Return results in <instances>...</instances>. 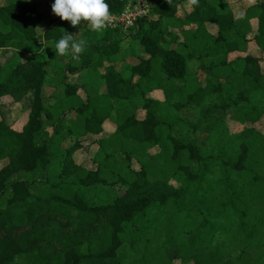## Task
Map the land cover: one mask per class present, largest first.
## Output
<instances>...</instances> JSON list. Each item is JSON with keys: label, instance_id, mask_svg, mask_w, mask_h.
Here are the masks:
<instances>
[{"label": "trees", "instance_id": "1", "mask_svg": "<svg viewBox=\"0 0 264 264\" xmlns=\"http://www.w3.org/2000/svg\"><path fill=\"white\" fill-rule=\"evenodd\" d=\"M130 1L106 3L118 15ZM149 1L153 17L129 36L149 59L119 57L123 41L114 35L123 31L107 28L103 35L86 31L80 58L63 68H105L99 77L104 92L90 94L86 103L81 87L64 82L61 99L46 92L44 43L56 44L66 24L47 27L33 0L0 4V96L21 101L33 90L34 99L23 132L0 114V163L12 161L0 174V226L8 228L0 237V264H125L126 253L137 264H264V134L255 127L264 118V74L262 60L249 50L253 45L264 53V0L243 20L199 0L181 20L199 27L194 43L212 58L200 66L207 69L206 85L193 90L188 69L196 56L166 49L174 33L163 24L179 19L187 0ZM209 24L217 35L207 32ZM23 54L28 61H21ZM231 54L238 57L230 60ZM119 61L127 63L124 70ZM28 64L32 72L23 70ZM155 91L160 99L149 97ZM47 97L54 100L50 108ZM242 104L249 106L242 130H230L228 118L216 121ZM191 108L199 111L197 123L182 117ZM110 122L115 131L98 141ZM89 137L97 138L100 151L121 148L124 164L111 154L94 156V170L73 162ZM133 156L145 162L136 159L139 170ZM157 163L165 179L152 180ZM17 174L24 177L13 179ZM15 229L28 231L12 235Z\"/></svg>", "mask_w": 264, "mask_h": 264}, {"label": "rangeland", "instance_id": "2", "mask_svg": "<svg viewBox=\"0 0 264 264\" xmlns=\"http://www.w3.org/2000/svg\"><path fill=\"white\" fill-rule=\"evenodd\" d=\"M34 3H36V5H38V8H39V11L45 16V17H48L47 15L51 16L52 17V14L50 12L51 11V5L54 3V0H33ZM0 4H4V0H1L0 1ZM57 19L56 20H59L58 17H56ZM173 22L174 20H170V19H166L165 23L166 22ZM46 24H47V27L50 26V21H47L46 19ZM174 22H177V21H174ZM68 26H67V24ZM66 29H72V26L70 25V23L66 22ZM82 25V24H81ZM188 25H191L192 27L195 26L193 24H188ZM257 26H258V21L255 20L254 22V28L255 30H257ZM81 29L84 30V27L82 26ZM104 31V30H103ZM174 32V31H173ZM175 35H176V32H174ZM104 34V32H102V35ZM134 34V32H131V31H128V32H122L119 34V37L114 35L116 38L120 39L123 41V45H121V49H120V55L119 57L121 58H126L125 61H135L136 57H140V58H143V59H146V56L144 55V53L141 51L142 47L139 43L135 42V40L133 39V37H129L130 35ZM174 35V36H175ZM82 40V38H81ZM168 42H169V46L170 45H173L175 47V45H177L178 43L175 41V39L172 37V35L169 36V39H168ZM51 47L53 48L54 45H51ZM175 49L179 50L180 52L181 49H184L183 46L181 47H178V45L175 47ZM132 55H135L134 59L132 58ZM257 56L259 57L260 56V59L262 60L261 62V66L263 67V74H264V53L261 52V51H258L257 53ZM21 61L22 62H25V61H28V56H26L25 54L21 55ZM44 59V57H43ZM72 60H74L72 58ZM137 60V59H136ZM52 61L53 63L50 64L48 61V64L46 65V68H47V71L48 73L50 74V76H47L46 77V84L51 86V93L49 94L50 96L53 95V94H57V90L59 87V85L62 84V82L66 83L67 85H70L72 86L75 82V80L73 79H70L68 81V78L71 76V73L70 71L69 72H66L67 74L63 75V72L60 71V68L61 65H62V60L59 58V57H56L54 55V57H52ZM212 61H209L208 58H199L198 59V62L197 63H190V66H189V73H190V77L188 79V82H189V85L193 86L192 87V90L193 89H196V85L200 84L201 82L203 83V85H206L205 83L207 82L206 81V74L204 72H207V69H204V67L208 66L209 63H211ZM74 63H75V60H74ZM126 63V62H125ZM124 61H119V65L121 66L122 70H124L126 68V65H125ZM127 64V63H126ZM202 64H204L203 66V69L204 70H200L202 67H200ZM58 66V68H57ZM31 67L32 64H28L25 65L23 67V70L25 72H32L31 71ZM198 67V68H196ZM105 68H100L97 72H92V71H88L86 70L85 73L87 72L88 73V77H84V79H81V84L84 83V85H92L93 82L96 84V90H95V95H100L104 92V86H102L101 82H99V77L101 74L105 73ZM204 71V72H203ZM205 82V83H204ZM54 85V86H53ZM49 88V86H48ZM63 89V87H62ZM58 92H61V90H59ZM188 93V91H186ZM64 95V90H62L61 92V96ZM29 96V98H27ZM83 97V100L85 102L88 101V96L86 93H83V95H81ZM149 97H152L153 99H160L161 98V95L160 94H151V96ZM57 98V97H56ZM21 101H16V99H14L13 97L11 96H6V95H2L0 96V111H2L4 113V116L6 117L8 123L13 127H15L16 130H20L25 128V126L27 125V121H28V118H29V115L31 113V108H32V104H33V90H28L27 92H25L23 94V96L21 97ZM47 103H48V106L47 108H50L52 107L53 105V102L54 100H49V98L47 97ZM9 101H11V103H9ZM217 101V96L215 97H212V100H210V103L211 102H216ZM17 103V105H16ZM52 103V104H51ZM137 104H141V101L140 100H137ZM20 105V106H19ZM249 108L248 104H242L240 108L238 109H232L229 113H226L225 115L223 114H219L217 115V117L215 118L216 121H220L219 119H225V118H228L227 120V124H228V127L230 130L232 131H239V130H242L243 129V125H242V118H243V114H245V110H247ZM186 115L182 116L183 119H188V121L190 122H194V123H197L198 122V110L195 109V108H191L190 111H186ZM221 115V116H220ZM142 117V116H141ZM219 117V119H218ZM115 127H116V124L115 123H106L105 125V133L98 139V141H104L106 139V137L110 136L111 134H113V132L115 131ZM256 129L261 132L262 134H264V118L255 126ZM186 132H190L191 135L193 136L194 134V131L193 130H188L187 128H185L184 130ZM23 132V131H22ZM46 133L49 135V137L52 136V129H46ZM97 138H92V137H89L88 139H86L83 144H82V148H80L74 155H73V162H77L78 165H81L82 167H85L86 169H89V170H94L97 168V163H95L94 161V156L96 155H99L100 154L102 155V158L105 160L106 159V156L108 154H111L112 157L114 156L113 158V162H116V163H119V164H124V161H125V153H123V150L121 148L119 149H116L114 151H111L109 150V146L106 148V150H104L102 148V150L100 151L101 147H99L98 145V141H96ZM43 139H40V142H42ZM106 142V140H105ZM158 152L157 149H154V150H149V153H153V154H156ZM136 157L133 156V159L131 161V165L132 167L134 168V170H139L140 169V165L138 164V162L136 161ZM138 161H140L139 159H137ZM143 161V165H145V162L144 160ZM12 164V161L11 160H5V161H2L0 163V174H2L6 168L8 169ZM109 167H112V166H109ZM163 166L159 163H157L155 166H154V169H153V179L152 180H155V179H165L163 178L162 176H158L159 172L163 169L162 168ZM18 177H24V174H17L15 175V177L13 179H17ZM12 181V180H11ZM170 183L172 185H174L176 188H181L183 186V182H180V181H176V180H173V181H170ZM45 188V187H44ZM101 189H103L104 191L106 190V188L103 186ZM38 193H41L39 190H38ZM108 196H112L111 193L108 194ZM63 220V219H61ZM2 228V229H1ZM8 229V228H7ZM5 228V226L1 223V226H0V237H2L1 239L3 240L6 235H8V232H6L7 230ZM28 231V229H22V230H13L12 231V235H21L23 232H26ZM68 231H71V228L68 229ZM127 249V247H126ZM129 251V248L127 249ZM125 257V264H137L136 261L134 260V258L131 256V254L129 253H126L125 255H123ZM174 264H182L180 263L179 261H175Z\"/></svg>", "mask_w": 264, "mask_h": 264}, {"label": "crops", "instance_id": "3", "mask_svg": "<svg viewBox=\"0 0 264 264\" xmlns=\"http://www.w3.org/2000/svg\"><path fill=\"white\" fill-rule=\"evenodd\" d=\"M260 0H223V1H221V0H211V2H213V4H218L219 5V7H221L220 9L221 10H224L225 12H232L234 15H235V18L236 19H238V20H243V19H245L246 18V16L250 13L249 12V10H250V8H252L253 6H255L258 2H259ZM154 4V3H153ZM187 4H184V6L182 7V8H180L179 9V12H178V18L179 19H174V21H177V22H171V21H169V22H166L165 23V21H166V19L165 20H163V24H164V30L165 31H174V32H176V35H175V33H174V35L176 36H172L174 39H176L177 38V40H176V42L178 43L177 45H178V47H180L179 45H182L183 46V48L184 49H181V53L182 54H184V55H190V54H193L194 56H196V58H193V60H192V62H194V63H197L198 62V59L199 58H205V56H207L208 54H207V52L206 51H204L203 50V48H202V46H200L201 44L199 43L198 45H196L195 43H194V40H195V38H194V35L196 34V32L199 30V27L198 26H191V25H188V24H185L184 22H181V20H183V19H185V17L187 16V14L188 13H190L191 11H192V7H187L186 6ZM217 6V5H216ZM51 14H52V17L51 16H49V15H47L48 17H46V18H48V20L47 21H50V26H53V25H60V24H62V23H66V22H62L60 19L59 20H56L57 18H56V16H54V14L52 13V12H50ZM255 17V16H254ZM154 19L156 20L157 18L156 17H154ZM253 23L255 22V20H253L252 21ZM67 24V23H66ZM67 26H68V24H67ZM84 27V30L83 29H81V27ZM240 26H244V24L243 23H240L239 25H238V27H240ZM253 27V29H254V25H252ZM249 28V27H248ZM67 32H69V33H72V34H74V35H76L75 36V39L77 40V41H79V40H81V38H82V40H85V38H86V36H85V33H86V31H91L90 29H88L87 27H86V25H84L83 23H82V25H80V26H78L77 28H73L72 27V29H65ZM206 30H207V32L210 34V35H212V36H215V35H217V32H218V30H217V27L215 26V25H213V24H209V25H206ZM246 30V29H245ZM106 31H108V29H107V27L105 28V30L103 31L104 33L106 32ZM91 32H93V31H91ZM121 33V32H120ZM102 34V33H101ZM170 36V35H169ZM250 38H252L251 36H250ZM168 39H169V37H168ZM185 44V45H184ZM187 44H189L190 46H191V48L192 49H189L188 48V46H187ZM52 45H54V47L52 48L51 46H48L47 44H45L44 43V49H43V51H42V53H43V55H44V58L50 63V64H52L53 63V61H52V57H54V55H55V52L53 51L54 50V48H55V44H52ZM177 45H175V47L177 46ZM166 47V49H175V47L173 46V45H170L169 46V42L167 43V45H165ZM185 46V47H184ZM189 46V47H190ZM241 49L243 50V49H245L246 48V45H245V43L244 42H242L241 43ZM194 48V49H193ZM49 49V50H48ZM176 50V49H175ZM249 50H250V52H251V54L252 55H254L255 57H258L257 56V53H258V48H256L255 46H253V45H251V47L249 48ZM179 51V50H178ZM180 52V51H179ZM41 53V54H42ZM145 55V54H144ZM238 55L239 56H241V55H245L244 53H242V54H240V53H238ZM27 56V55H26ZM41 56V55H40ZM146 56V59L145 60H147V59H149V57L147 56V55H145ZM211 55L209 54L208 55V60L209 61H212V58L210 57ZM56 57H59L61 60H62V65H61V67L60 68H58V66H57V68L58 69H60V71H62L63 72V75H62V77L64 76V75H66L67 73L66 72H69L70 70H66V69H64L63 70V68L66 66V65H70L71 63H72V53L70 52L68 55H66V56H58V55H56ZM238 56H237V54H231V56H230V60H234L235 58H237ZM258 58H260V56L258 57ZM191 62V63H192ZM64 65V66H63ZM107 65V64H106ZM190 66V65H189ZM196 68H198V67H196ZM262 70H263V67H262ZM204 72V71H203ZM71 73V72H70ZM206 75H207V72H204ZM48 76H50V74H48ZM84 77H88V73L86 72H76V73H71V76L68 78V81L70 80V79H73V80H75V82H74V84L72 85V86H77V87H81L80 88V90H79V92H78V95H79V97L81 98V100L84 102V103H86L84 100H83V97L81 96V95H83V93H86L87 94V96H88V98H89V95L90 94H94L95 93V90H96V84L93 82V84L92 85H84V83L83 84H81V79H84ZM99 82H100V80H99ZM102 83V82H101ZM50 84V83H49ZM47 85L46 84V92H47V94H50V90H51V86L50 85ZM48 86H49V88H48ZM54 86V85H53ZM102 86H104V84H102ZM59 87L60 88H58V90H57V94L60 96L59 97V99H61V92H62V87H63V85L61 84V85H59ZM82 87H85L86 89H83ZM59 90H61V92H58ZM159 94V92H157V91H155V92H153L152 94ZM150 96H151V94H150ZM27 98H29V96L27 97ZM150 98H152V97H150ZM51 99V98H50ZM156 100V99H155ZM51 101V100H50ZM9 103H11V101H9ZM56 103V102H55ZM52 104V103H51ZM53 104H54V102H53ZM16 105H17V103H16ZM20 106V105H19ZM0 114L5 118V120H6V122H7V124L14 130V131H16V132H22L23 130H24V128L23 129H21V131L19 130H16L15 129V127H13V125L11 126L9 123H8V121H7V119H6V117L4 116V113L2 112V111H0ZM28 120H29V118H28ZM27 123H28V121H27ZM26 123V124H27Z\"/></svg>", "mask_w": 264, "mask_h": 264}, {"label": "clouds", "instance_id": "4", "mask_svg": "<svg viewBox=\"0 0 264 264\" xmlns=\"http://www.w3.org/2000/svg\"><path fill=\"white\" fill-rule=\"evenodd\" d=\"M165 2L171 4V0ZM186 6L198 7L199 0H187ZM51 11L54 16L62 22L70 23L73 28L83 23L88 29L97 33L103 32L114 19L106 0H54ZM62 30L64 35L56 42L53 50L55 56H66L71 52L72 58L78 60L84 51L86 41H77L76 35L65 29Z\"/></svg>", "mask_w": 264, "mask_h": 264}, {"label": "built area", "instance_id": "5", "mask_svg": "<svg viewBox=\"0 0 264 264\" xmlns=\"http://www.w3.org/2000/svg\"><path fill=\"white\" fill-rule=\"evenodd\" d=\"M113 17V21L107 28L135 32L140 29L142 21L152 18V5L149 0H132L122 13L113 15Z\"/></svg>", "mask_w": 264, "mask_h": 264}]
</instances>
